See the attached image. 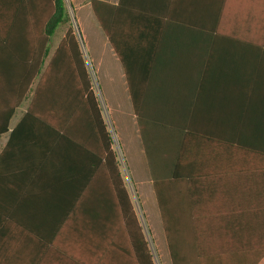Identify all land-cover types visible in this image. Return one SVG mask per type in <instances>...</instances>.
<instances>
[{"label":"crops","instance_id":"0c3cea01","mask_svg":"<svg viewBox=\"0 0 264 264\" xmlns=\"http://www.w3.org/2000/svg\"><path fill=\"white\" fill-rule=\"evenodd\" d=\"M90 1L65 0L82 55L95 68L112 149L128 162L135 197L120 170L129 199L146 225L163 230L156 242L164 264H173L165 224L177 264H264V0H97L118 7L110 26L120 56ZM0 9L18 18L0 43V113L13 108L0 135V264L137 257L113 241L105 249L110 263L103 261L102 222L113 210L103 186H81L88 159L39 136L33 124L11 135L28 111L40 64L34 68L28 55L22 5L8 0ZM24 87L25 98L8 107Z\"/></svg>","mask_w":264,"mask_h":264},{"label":"trees","instance_id":"16d2710c","mask_svg":"<svg viewBox=\"0 0 264 264\" xmlns=\"http://www.w3.org/2000/svg\"><path fill=\"white\" fill-rule=\"evenodd\" d=\"M6 1L8 0H0V5ZM10 2L14 7L22 5L24 11L22 17L30 30L33 44L28 55L34 61V68L37 59L40 64V79L31 98L28 111L11 135L18 134V132L26 134L27 128L33 124L34 131H39V136L43 134L45 136L47 133L57 144L70 145L73 152L89 160L90 173L82 176L81 186L90 182L103 186L107 208L112 209L113 214L115 212H119L120 215L129 213V216L135 218L120 164L116 152L112 149L113 138L107 130L98 98L92 88L93 81L83 59L80 42L71 28L56 47L44 69L51 48V38L60 26L70 22L65 0H10ZM90 2L118 53L110 26L112 12L118 7L97 0ZM17 19L16 15H0V43L8 41L9 31L7 29L12 27ZM118 55L120 56L119 53ZM12 83L15 84V82ZM25 91L24 87L19 95L8 99L10 101L8 107L13 104L15 107L24 99ZM5 102L6 99L0 97V105L5 106ZM134 104L138 116L135 98ZM12 114V107L4 115L0 113V118H3L2 122L4 123L2 127L0 126V135L7 131V123ZM157 196L159 199L158 193ZM122 217L125 216L122 215ZM136 226H138L137 242L145 250L147 244L137 221ZM164 230L172 262L177 264L172 249V236L166 224ZM137 249L139 250V246Z\"/></svg>","mask_w":264,"mask_h":264},{"label":"rangeland","instance_id":"374dc122","mask_svg":"<svg viewBox=\"0 0 264 264\" xmlns=\"http://www.w3.org/2000/svg\"><path fill=\"white\" fill-rule=\"evenodd\" d=\"M67 6V4H66ZM72 13L70 12L71 10H69V15H70V22L68 24H65L63 26H60L55 35L51 38V48L49 53L53 51V48H56L57 45L62 41V39L65 37V35L67 34L69 28H71L73 30V32L75 33V35L77 36L79 42H80V46H81V40L79 37V33H78V28H77V23L75 21V18L73 17L74 15V8H72ZM87 70L91 76L92 79V88L95 90L96 93L98 92V88L95 82V68L93 67V65L88 63V60H86L83 57ZM91 61V60H90ZM47 65L44 64V69L46 68ZM90 67V68H89ZM40 79V78H39ZM36 89V87H35ZM34 89V91H35ZM135 94V93H134ZM136 95V94H135ZM98 100L101 102L100 96H97ZM136 102H137V107H138V116H137V121L139 124V126H142V113H141V109H140V105L138 106V100H140V98H137L135 96ZM1 104V103H0ZM100 104V103H99ZM1 107V105H0ZM136 109V108H135ZM137 115V114H136ZM107 120H108V124L110 125V132L112 134V137L114 138L115 141V133L113 132V129L111 128V122L108 118L107 115ZM116 154L118 156V160L120 162V165L122 167L123 173H124V177L126 179V183L127 186L129 188V190L131 191L132 186H133V182L130 178L129 173L127 172L128 170V162L126 160V158L123 156L122 151L117 147L116 148ZM134 187L132 189V195L134 196ZM135 197V196H134ZM136 201V205H137V210H134L133 207V211L135 213V218L134 216H129V213H124L122 214L125 217H122V215H120V213L115 212L113 215L111 214L109 219L107 221V223L105 221H103V234L100 236V240H101V249H103L105 251L106 250H110L111 249V245L112 242L114 241V243L120 245L124 250L129 251V253H131L132 255L134 254L133 252V248L135 250V254L137 255V257L134 256H130V257H126V256H120L118 259L120 261V263H127V264H138V259L140 258L141 261L140 263L142 264L143 261L145 262V264H150L149 262V258H151V264H164L165 260L163 258L164 253L159 249L158 247V241L156 242V239L159 240V238L161 237L160 235L163 234V230L162 232L159 231V227L157 228L154 223H152L151 221L149 222L148 219L147 220V225L149 227V230L147 228V225L145 224L144 218L142 216L141 210H140V206ZM144 199L142 198L141 202L143 203ZM143 208H145V204H143ZM135 219V220H134ZM136 221L139 225V227L142 229V236L143 239L145 241V237L147 238V242H146V246H145V252L144 248L140 247V243H138L137 241V233H138V226H136ZM152 225V226H151ZM154 228V229H153ZM100 233V232H99ZM162 233V234H161ZM99 237V236H98ZM153 238V240H152ZM155 239V241H154ZM155 245H154V243ZM137 246H139V250L137 248ZM97 247H99V244H97ZM137 251V252H136ZM105 255H103L102 259L103 261H105V263H110L111 257L107 251H105ZM138 255H140L141 257H139ZM150 255V257H149ZM139 257V258H138ZM98 261V260H97Z\"/></svg>","mask_w":264,"mask_h":264},{"label":"built area","instance_id":"2783aa9c","mask_svg":"<svg viewBox=\"0 0 264 264\" xmlns=\"http://www.w3.org/2000/svg\"><path fill=\"white\" fill-rule=\"evenodd\" d=\"M99 101V100H98ZM100 103V102H99ZM101 108H102V105H101Z\"/></svg>","mask_w":264,"mask_h":264}]
</instances>
